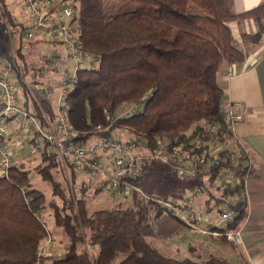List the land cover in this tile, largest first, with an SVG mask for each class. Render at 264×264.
<instances>
[{
	"label": "trees",
	"instance_id": "16d2710c",
	"mask_svg": "<svg viewBox=\"0 0 264 264\" xmlns=\"http://www.w3.org/2000/svg\"><path fill=\"white\" fill-rule=\"evenodd\" d=\"M61 1L77 7L80 40L98 57L96 67L78 72V81L67 96L68 118L78 132V142L119 133L144 141L147 155L160 152L172 164L184 153L182 161L198 155L203 160L197 162V176L202 180L207 175L211 183L221 171L242 166L245 156L240 153L223 159L208 152L216 138L226 141L225 92L218 73L224 63L245 59L231 21L253 19L258 29L244 37L252 43L260 41L264 0L240 13L233 11V0H113L139 6L112 12L106 10L107 0ZM2 2V15L13 23ZM18 27L24 32L23 24ZM147 94L134 114L113 117L116 110L140 103ZM40 156L36 172L51 184L52 195L59 200H47L45 192L33 185L30 172L18 165L0 177V264H226L214 255L196 261L161 253L143 233L149 210H156L160 203L145 202L133 192L130 208L91 212L85 197L71 195L56 178L53 169L61 168L60 160L45 150H40ZM209 160L208 168L202 170ZM151 164L145 161L140 179ZM242 192L240 186L227 187L217 199V205L227 203L234 212L228 224L234 229L246 213ZM49 233L63 252L39 260V247Z\"/></svg>",
	"mask_w": 264,
	"mask_h": 264
},
{
	"label": "built area",
	"instance_id": "2783aa9c",
	"mask_svg": "<svg viewBox=\"0 0 264 264\" xmlns=\"http://www.w3.org/2000/svg\"><path fill=\"white\" fill-rule=\"evenodd\" d=\"M22 4L28 15L24 39L29 42L40 39L61 43L65 48V61L70 64V67L61 71L62 85L56 115L54 117L46 114L40 116L27 108L19 99V87L14 80V69L11 64L4 63L0 59V177L8 176L10 168L14 165V158L9 147V135L13 126L16 125L39 150H45L58 158L63 165L98 176V188L127 194L136 192L145 202L162 204L163 212L181 219L188 226L201 232L210 231L220 222H226V224L233 222L234 212L227 203L217 205L220 219H217L215 224L200 213L191 216L193 206L191 199L171 201L145 193L140 186L145 161L148 159L164 163L168 161L166 155L160 152L147 155V146L144 141L123 137L119 133L98 137L90 143L88 141L80 143L76 140L78 132L68 118L67 96L78 81V72L85 68L96 67L98 57L87 51L80 40L79 11L73 2L22 0ZM33 88L43 91L46 95L52 92L50 85H34ZM148 97L149 94L145 95L140 103H131L116 110L113 117L131 116ZM246 110L247 104L242 101H228L223 105L224 121L227 126L226 142L229 144L235 132V124L244 120ZM213 142L220 143L217 138ZM233 151L234 154L240 153L245 156L243 164L241 167L221 171L215 181L216 188L223 190L227 187L240 186V190L243 191L246 179L251 174L253 158L247 148L239 142L234 146ZM198 161L200 162L201 158L178 161L177 164H184L189 174L197 176ZM234 199L236 198H233V201ZM39 219L43 221L42 217ZM201 223L204 226H201ZM221 234L237 244L241 242L238 228L222 231ZM53 250L54 240L49 233L39 247V260L43 255L53 254Z\"/></svg>",
	"mask_w": 264,
	"mask_h": 264
},
{
	"label": "crops",
	"instance_id": "0c3cea01",
	"mask_svg": "<svg viewBox=\"0 0 264 264\" xmlns=\"http://www.w3.org/2000/svg\"><path fill=\"white\" fill-rule=\"evenodd\" d=\"M262 1L233 0V11L236 13L246 11L261 4ZM2 3L10 11L14 19L13 23L7 21L0 9V37L3 36V33H8L6 35L9 39L7 45L0 43V52L2 54L7 53V61L14 69V80L19 87V99L27 108L36 113L54 117L59 109V95L62 85L61 71L70 67V64L66 63L65 56L59 62L55 51L51 55H45L42 60L33 59V61H27L25 58L27 53H41L44 48L43 45L49 42L40 39L29 42L24 39L25 29L24 32H21L18 27L20 23L25 26L28 20L22 0H3ZM15 23L18 25H13ZM229 26L237 43L245 53V59L240 63H224L218 73V81L225 92L223 105L228 101H242L247 104L244 120L235 124V132L229 145L231 155L234 154L233 148L238 142L245 146L253 158V166L251 174L245 182L246 213L237 226L240 230L241 242L237 244L229 239L226 240L238 245L240 264H264V33L258 43H252L245 39L244 35L253 34L257 31L258 24L253 19H248L244 22L231 21ZM54 44L62 45L61 43ZM46 62H50L51 66L47 67ZM34 85H50L52 92L46 95L43 91L33 88ZM49 108L53 114L50 113ZM13 136L18 138V142L32 143L31 139L25 137L23 131L16 125L13 126L9 140ZM149 161L153 162V160ZM15 163L17 161L14 162V165H18ZM75 174L76 171H74L73 181H78ZM80 181V185L84 186V188L82 187L83 193H85L87 191L86 188L91 183H89L87 178H83ZM150 194L166 199L159 194ZM110 196L117 199L118 194L117 192H112ZM211 208L210 204L206 205L207 210H211ZM199 209L194 207L193 204L191 216L199 213ZM216 220L211 221L216 224ZM201 226H204L203 223H201ZM232 229L234 228L228 227V224L225 226L219 224L218 226H213L208 232H201L188 226L181 219L180 223H177L175 220L161 215L158 217L153 229L158 236L152 234L151 239L147 238V240L161 253L177 258L175 254L185 249L174 241L180 234L184 233L192 236L195 234L208 235L216 239H222L221 237H225V235L221 234L222 231ZM61 252H63V249H60L57 253L54 251L53 254Z\"/></svg>",
	"mask_w": 264,
	"mask_h": 264
},
{
	"label": "rangeland",
	"instance_id": "374dc122",
	"mask_svg": "<svg viewBox=\"0 0 264 264\" xmlns=\"http://www.w3.org/2000/svg\"><path fill=\"white\" fill-rule=\"evenodd\" d=\"M139 6L138 4H132L122 1H106V10L107 11H116L124 7ZM8 33H3V36L0 37V43L7 45L9 39L7 37ZM44 48L41 53L32 52L27 53L25 58L27 61H33V59L42 60L45 55H51L54 51L58 55V61H62L65 56V48L60 44H54L49 42L43 45ZM7 53L2 54L0 52V59L4 63H8ZM56 55V56H57ZM6 59V60H5ZM47 67H50V62H46ZM131 104V103H129ZM133 104V103H132ZM128 105V104H126ZM125 137L124 135H122ZM97 137H92L89 139L88 143L97 140ZM10 152L14 158V162L17 161L18 166L22 169L28 170L30 172L31 181L34 186L43 190L46 194L47 200L52 198L59 200L58 197L52 195V186L47 181L42 180L41 176L36 172V166L40 162V150L33 143L29 142H18V138L13 136L10 140ZM142 151V150H140ZM209 154L211 156H220L225 159L226 156L230 155L231 152L230 145L228 142H220L218 144L212 142L209 145ZM227 153V154H226ZM186 154V153H184ZM180 155V160L185 156ZM203 157L198 155H192L189 159L194 160ZM157 159V158H156ZM150 159H148L149 161ZM159 160H153L152 164L148 167L147 173L140 185L145 193L152 195L150 193L159 194L164 196L167 200L176 201L191 199L194 207H198L199 213L204 217H209L211 220L220 219V213L217 208V199L221 196V191L216 188V182L211 183L208 179V176H204L202 180L198 176L189 174L185 169L184 164H172V163H158ZM201 162V161H200ZM104 164L107 165V162L104 161ZM194 164V163H193ZM210 165V160L202 166V170H206ZM206 167V168H205ZM76 176L78 181H73L74 170L68 165L65 166L61 163V168L53 169L56 178L62 183L65 189L71 192V195L77 194V196H84L87 199V205L89 211H94L101 208H110V207H121V208H130L133 206V194L127 193H118L116 197H111L112 192L108 190L98 189L97 182L98 176L92 174H86L80 170L75 169ZM83 178L89 180L90 186L85 193H83V185H80ZM83 187V188H82ZM242 191V190H241ZM245 194V190L243 192ZM156 196V195H155ZM211 205V210L206 209V205ZM162 204H156L154 207L156 210H149L147 220L145 221V226L143 228V233L146 239H151V235L154 234L153 229L156 224V221L159 216H166L171 220H175L177 223H180V219L162 211ZM157 210L162 211V213L156 217L155 214ZM49 221L51 222L52 216H48ZM221 225L225 226L226 222H220ZM228 239L227 236H225ZM226 239H216L213 236L208 235H185L180 234L177 236L174 241L177 245L185 248L178 254H175L178 259L190 258L196 261H205L211 256H216L226 260V264H240V256L238 253V245L234 242H230ZM164 240V239H163ZM232 241V240H231ZM59 242L54 240V251L57 253L61 248H59ZM51 262V260H49Z\"/></svg>",
	"mask_w": 264,
	"mask_h": 264
}]
</instances>
